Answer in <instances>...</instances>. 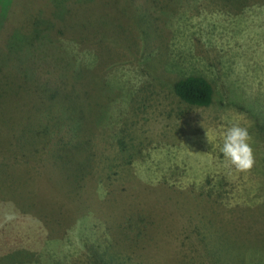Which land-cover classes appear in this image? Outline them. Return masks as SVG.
Returning <instances> with one entry per match:
<instances>
[{"label": "rangeland", "instance_id": "obj_1", "mask_svg": "<svg viewBox=\"0 0 264 264\" xmlns=\"http://www.w3.org/2000/svg\"><path fill=\"white\" fill-rule=\"evenodd\" d=\"M12 16L0 6V264L15 250L94 264L93 246L121 264H264V0H34ZM192 74L210 106L174 93ZM106 85L87 174L64 177V125ZM234 122L251 135L246 172L220 152Z\"/></svg>", "mask_w": 264, "mask_h": 264}, {"label": "trees", "instance_id": "obj_2", "mask_svg": "<svg viewBox=\"0 0 264 264\" xmlns=\"http://www.w3.org/2000/svg\"><path fill=\"white\" fill-rule=\"evenodd\" d=\"M34 2V0H0V6H1V15L6 16L8 19V25L10 28V24L12 21L11 17L13 12H17L18 10H24V8L27 6V4L31 5ZM34 6H37L35 3ZM20 22L21 20H17ZM48 43V42H47ZM44 44V42H42ZM53 45V44H52ZM55 46V45H53ZM56 47V46H55ZM76 64V63H75ZM71 67L65 66L64 70H68ZM83 71L86 75L90 77L89 71L82 70V67L80 64L76 65L75 67V73L76 71ZM35 71L31 73V75H27L31 80L33 79L32 76H34ZM64 75L63 77H65ZM74 79V76L68 77L67 80L63 81L62 84L67 85L69 82ZM14 79V78H13ZM36 79V78H35ZM34 80V79H33ZM74 81V80H73ZM13 83L15 84L14 80ZM23 83V82H22ZM25 84H28L29 82H24ZM76 84L75 82H72ZM19 84V83H18ZM78 85V84H77ZM20 86V85H19ZM18 86V87H19ZM82 88V85H78ZM14 89V85H12ZM21 87V86H20ZM24 86H22L23 88ZM44 86H40V88H43ZM47 85L44 87L46 89ZM107 89L104 88V92L101 95V99L99 102L95 103L93 108L91 110H81V113L79 112L80 109H78L74 114L70 116V124L64 125L68 128H70V131L72 132V139L73 141L70 142L71 147H77V152L72 155L63 152V147H61V150H57V154L55 155L56 163L60 166L61 170L63 171V176L65 177L67 174H71L76 179H82L84 177V174L86 173L87 169V162L89 158H85L86 153V145L89 144L88 140L90 139L91 134L96 129V127L103 126L104 120H106L107 117V108L110 103L111 96L108 93V85L105 86ZM39 88L38 86L36 87ZM48 89V88H47ZM173 90L174 93L177 95V97L185 104L192 106V107H208L210 106L214 101L215 96V90L214 87L206 77L201 75H188L186 77L179 78L175 81H173ZM19 91V90H18ZM19 93V92H17ZM14 91L8 92V94L4 98H8L11 95H17ZM56 93H50L48 97L50 99H54L56 97ZM74 105V102H73ZM240 109L243 111L245 110V107L240 105ZM46 131L49 133V129H43V132L40 130L35 132V137H40V134L43 135V133L47 134ZM123 140V137H122ZM124 141V140H123ZM86 142H88L86 144ZM117 145L120 146V143L117 142ZM73 147V148H74ZM55 152V153H56ZM72 153V152H71ZM88 154V153H87ZM82 156L83 159H80ZM90 156V154H88ZM91 255L89 258H91L94 264H121V262L115 263L117 260L115 253L109 250L107 247H91L90 248ZM34 253H31L27 250H15L13 251L12 256V263L14 264H40V258L33 260L32 257L34 256ZM51 264H58V261L51 260ZM92 263V262H91ZM123 263V262H122ZM44 264V263H43Z\"/></svg>", "mask_w": 264, "mask_h": 264}, {"label": "clouds", "instance_id": "obj_3", "mask_svg": "<svg viewBox=\"0 0 264 264\" xmlns=\"http://www.w3.org/2000/svg\"><path fill=\"white\" fill-rule=\"evenodd\" d=\"M250 141L248 128L238 122L228 124L222 133L220 152L237 171L246 172L254 166L255 158Z\"/></svg>", "mask_w": 264, "mask_h": 264}]
</instances>
